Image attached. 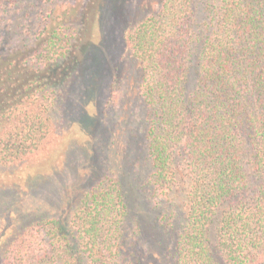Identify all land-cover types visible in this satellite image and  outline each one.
<instances>
[{
	"label": "trees",
	"instance_id": "trees-1",
	"mask_svg": "<svg viewBox=\"0 0 264 264\" xmlns=\"http://www.w3.org/2000/svg\"><path fill=\"white\" fill-rule=\"evenodd\" d=\"M104 1L74 26L58 0H0V165L48 136ZM153 1L124 28L135 150L100 160L67 216L3 227L0 264H264V0Z\"/></svg>",
	"mask_w": 264,
	"mask_h": 264
},
{
	"label": "rangeland",
	"instance_id": "rangeland-1",
	"mask_svg": "<svg viewBox=\"0 0 264 264\" xmlns=\"http://www.w3.org/2000/svg\"><path fill=\"white\" fill-rule=\"evenodd\" d=\"M142 1H104L101 15L92 19L82 39V45L92 41L100 43L99 47L86 49L78 73L57 87L48 136L19 162L0 165V234L9 224L23 229L41 214L67 216L77 193L87 188L103 168L100 160L111 158L115 164V158L121 162L126 143L127 152L135 150L127 126L141 111L135 91L138 68L127 55L124 28L140 15ZM148 1L147 10H155L156 3ZM86 2L58 0L57 7L66 10L76 26L86 13ZM115 89L120 93L113 97ZM122 165L133 184L137 183L134 178L142 180L147 173L142 172L144 167H134L129 161L123 160ZM148 260L150 257L143 264Z\"/></svg>",
	"mask_w": 264,
	"mask_h": 264
}]
</instances>
